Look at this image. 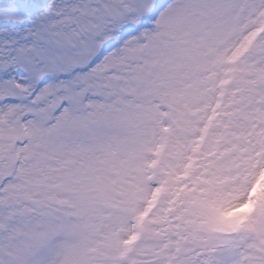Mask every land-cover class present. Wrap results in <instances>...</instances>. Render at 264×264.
Here are the masks:
<instances>
[{"label":"snow or ice","instance_id":"6c2138e0","mask_svg":"<svg viewBox=\"0 0 264 264\" xmlns=\"http://www.w3.org/2000/svg\"><path fill=\"white\" fill-rule=\"evenodd\" d=\"M0 264H264V0H0Z\"/></svg>","mask_w":264,"mask_h":264}]
</instances>
